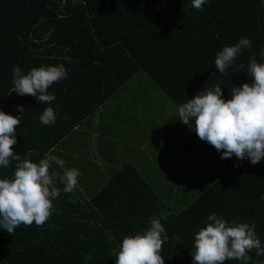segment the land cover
Masks as SVG:
<instances>
[{"label":"trees","instance_id":"1","mask_svg":"<svg viewBox=\"0 0 264 264\" xmlns=\"http://www.w3.org/2000/svg\"><path fill=\"white\" fill-rule=\"evenodd\" d=\"M240 37L249 38L252 47L242 48L219 73L212 63L216 52ZM261 46L264 0H209L202 10L190 0H0V110L20 120L10 148L21 159L36 162L52 155L64 160V168L79 170L74 188L64 192L62 169L50 163L60 189L50 214L40 225L21 224L10 234L0 230V264H114L112 249L122 237L146 228L161 209L169 212L160 221L168 237L159 250L164 264H193V234L213 212L227 222L254 224L264 247V159L255 164L234 154L221 159L214 146L197 137L200 146L188 153L194 160L187 166L190 178L175 190L170 184L165 188L164 178L149 182L130 162L100 164L107 159L111 164V125L137 128L144 126L138 116L150 123L160 116L149 82L176 107L214 85L227 99L233 85L250 83L248 60L264 61ZM57 64L64 65L67 78L48 87L53 101L14 92L13 65L26 73ZM138 72L146 82L133 92L128 86ZM119 95L124 105L92 126L88 117ZM49 106L56 122L44 125L38 117ZM171 159L174 171L179 159ZM15 163L10 159L8 167H0V177L10 178ZM172 192L184 195L176 198V207ZM255 251H248V264L264 262Z\"/></svg>","mask_w":264,"mask_h":264},{"label":"clouds","instance_id":"2","mask_svg":"<svg viewBox=\"0 0 264 264\" xmlns=\"http://www.w3.org/2000/svg\"><path fill=\"white\" fill-rule=\"evenodd\" d=\"M209 0H190L191 7L202 10ZM247 37H240L231 45H224L216 52L213 64L219 73L230 66L242 48H251ZM259 55L264 57V46ZM14 92L28 94L37 102H51L54 93L48 87L55 81L66 79L63 64L40 65L26 73L18 65L11 68ZM247 73L250 83L242 82L230 89V98H223L221 87L200 90L192 98L177 107L179 120L189 126L196 136L208 142L219 152L220 158L233 154L237 159L247 158L255 164L264 159V61L250 56ZM21 112L23 108L16 105ZM57 113L45 107L38 119L44 125L56 122ZM20 120L0 110V167H8L15 161L11 177H0V230L12 233L18 225L42 224L49 216L51 200L60 189L55 187L56 177L49 173L50 163L62 169L60 180L63 191H71L77 183L79 170L64 168V160L52 155L33 162L28 157L21 159L10 145L15 144L14 125ZM222 150V151H221ZM169 212L161 209L157 216L149 218L148 226L132 235L122 237L118 247L112 249L114 264H164L159 250L167 234L161 220ZM255 249L257 256L264 255V247L257 237L255 225L246 222H227L216 213L206 216L204 225L193 234L191 258L193 264H223L226 259H236L248 264V251ZM255 264V262H254ZM264 264V262H261Z\"/></svg>","mask_w":264,"mask_h":264},{"label":"rangeland","instance_id":"3","mask_svg":"<svg viewBox=\"0 0 264 264\" xmlns=\"http://www.w3.org/2000/svg\"><path fill=\"white\" fill-rule=\"evenodd\" d=\"M146 82V78L142 72H138L133 79L130 80V85L128 86L129 90L135 92V89L141 88L142 85ZM146 87L150 90L154 89L155 93H157V103L160 104L161 108L159 109L160 116L158 118V122H155L153 127L147 126H139V130H137L136 126L129 125L126 123H117L114 127L111 125V133L108 137L112 136L111 139L115 141V146L126 145L127 151L126 155L131 152L133 159L136 161V167L140 173L145 176V178L149 182H155L153 179L163 181L164 176H153L154 174L160 175L157 170H163V165L161 167V163H165L166 170L173 169L167 167V162L170 161V158H166L170 151V145L167 147L166 152L162 153L160 149L166 141H181L182 143L188 145L186 151H191L192 144L197 140V136L194 131L190 130L189 126L182 123L179 120L177 115V107L174 103L159 89H157L153 83L149 82ZM157 90V91H156ZM122 93V92H121ZM132 93V92H131ZM125 97L116 96L113 102H107L103 107L99 109V112L93 113L88 117V121L95 126L100 120L99 116L105 115L108 117H113L114 111L118 110L122 103L124 105ZM88 136H86V140H88ZM157 142V144L154 143ZM148 142V143H147ZM121 153V151H119ZM163 154V155H162ZM170 155V154H169ZM129 156V155H128ZM190 157V156H189ZM188 157L187 164L184 165V173L186 176H190L191 170L187 167L188 165H193L194 160ZM107 162L101 161L100 164H105ZM191 165V166H192ZM205 174L209 175L208 166L203 165L200 166ZM172 174H175L173 172ZM197 177H206L209 179V176H196ZM177 197H174V202L172 201V205L176 207ZM177 201V202H176Z\"/></svg>","mask_w":264,"mask_h":264},{"label":"crops","instance_id":"4","mask_svg":"<svg viewBox=\"0 0 264 264\" xmlns=\"http://www.w3.org/2000/svg\"><path fill=\"white\" fill-rule=\"evenodd\" d=\"M151 100H154V103L157 104V98H158V95L157 93H154L152 96ZM135 101V104L138 102L137 98L134 100ZM133 101V102H134ZM138 105V104H136ZM158 105V104H157ZM160 105V104H159ZM148 112L149 113H152L151 111V108L148 109ZM139 118H143L144 119V126H147V127H153L155 125V122H158V118L159 117H156L154 123H150L149 121H147L146 118L144 117H141V116H138ZM138 128L140 127H137V130H139ZM140 131V130H139ZM148 143V142H147ZM155 144H157L156 141H154ZM170 145V151H169V154L166 156V158H172V157H177L179 160H178V166L176 167V169L174 171H177L179 172V175L177 176H174L175 174H172L174 171H171L169 170V172L164 168V165L165 163L162 162L160 165L162 167L163 165V170H157V172L160 173V175H157V174H154L153 176H164V182H165V188L168 189V185L171 186L173 188V190L176 189L177 187V184L178 183H183V179H189L190 176H183L182 179H180L182 177V171H184V165L187 164V161H188V153L189 151H186V149L188 148V145L182 143L181 141H171V144L170 142H167L160 147V149L162 150V153L166 152V149L167 147ZM200 146L199 144V141H198V138L197 140L192 144V149L194 150H197V148ZM126 149H129L126 147V145H122V146H118V147H114L113 149V152H111V155H110V159H111V164H109V161L108 159L106 160L107 161V166L110 167V166H115V165H121L123 164L124 162H130L132 163L133 165H135L136 167V161L135 159H133V156L131 154V152H129V156L126 155ZM121 151V153L119 152ZM163 155V154H162ZM167 162V167H171V163H172V159L170 161H166ZM110 165V166H109ZM137 168V167H136ZM183 174H185L183 172ZM143 175V174H142ZM194 177V176H192ZM172 197L174 199V197H177V198H183L184 195L183 194H179V192H172Z\"/></svg>","mask_w":264,"mask_h":264}]
</instances>
